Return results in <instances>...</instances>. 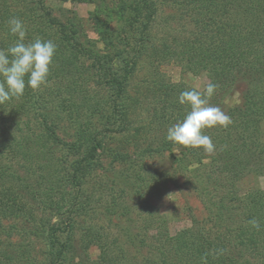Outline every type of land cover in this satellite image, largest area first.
<instances>
[{"label":"trees","instance_id":"1","mask_svg":"<svg viewBox=\"0 0 264 264\" xmlns=\"http://www.w3.org/2000/svg\"><path fill=\"white\" fill-rule=\"evenodd\" d=\"M51 1L98 0H0V264H264V190L241 186L264 175V0H114L123 27L97 32L101 53ZM169 62L207 87L169 80ZM196 127L216 152L207 188ZM164 152L207 214L174 235L142 190L162 173L110 175Z\"/></svg>","mask_w":264,"mask_h":264},{"label":"rangeland","instance_id":"2","mask_svg":"<svg viewBox=\"0 0 264 264\" xmlns=\"http://www.w3.org/2000/svg\"><path fill=\"white\" fill-rule=\"evenodd\" d=\"M49 6L56 18L71 26L76 31L78 40L84 46L98 53L108 50L104 47L101 41H99V34L97 32L99 30H109L114 28L120 29L123 27V19L117 12L118 10L114 0H98L82 4L51 1L49 2ZM160 70L169 80L175 83H183L197 92H202L208 85V78L204 73L193 75L191 73L184 72L177 64H175V62L163 64L160 67ZM228 102L229 104H234L236 100L233 98ZM228 102L226 105H228ZM197 117L204 118V121L210 119L213 121V119H215L212 117V112L210 113L206 110L202 111L201 109L198 110ZM196 121V118H194L193 122ZM171 129L172 128L169 130ZM192 134L194 136V142H197L205 147V150H203V156H205L204 163L207 165L204 170L199 169L197 173H194V177L196 179L194 182H197V180L201 181L203 187L207 188L211 185L215 177L211 175V170H215L214 167L217 162L216 152L213 146L207 142L208 136L203 133L201 128L198 129L196 127V130H194ZM71 135L70 129L66 127L62 128L59 132V136L64 140L70 139ZM115 145L116 141L111 140L106 147L111 149ZM133 160L135 161L132 162L134 166L118 164L115 168H112L113 170L111 169L114 172L110 175L116 176L122 181H128L129 179H131V181L136 180L138 177H142L143 175L146 176L145 173L142 172V167L147 163L149 164V166H147L148 169L151 168L149 172H160L162 173L160 176L162 178L165 177L168 169L171 172L168 174V179L172 181L169 180V182L160 185L159 177L156 178L158 179L157 184L150 183L149 187L144 186L142 189L145 194V198H147L150 203V209H152L153 213L164 217L167 223L166 227L171 235H174L183 229L190 228L192 226L193 219L200 222L206 218L207 214L205 208L203 207V204L194 189L196 184H193L194 182H191L189 179V172H175L173 169L175 162L172 161L171 157H169L166 152L161 155H157V157L152 159L150 163L149 159L144 160L143 158L138 157H134ZM107 162L104 160L103 163L105 164ZM144 169H146V167H144ZM101 180L102 182L106 181L105 185H110L111 180L106 179L105 176H103ZM135 183H138L139 185L142 184L140 181H133L131 182L132 187L136 186ZM253 185H258L259 188L264 190V175H259L257 178L253 177L244 179L241 183L243 188ZM125 192L127 195L128 188ZM127 199L133 201L132 204H129L131 207L130 209L138 212L140 209V203L137 204L139 198L129 194L127 195ZM145 217L146 216H144V218ZM135 221L136 223H133V231H137V226L141 225L140 219H135ZM151 233L153 232L151 231ZM34 244L36 256L40 257L44 251V246L40 240H35ZM89 253L91 260L95 259L98 255V251L96 249H91Z\"/></svg>","mask_w":264,"mask_h":264}]
</instances>
